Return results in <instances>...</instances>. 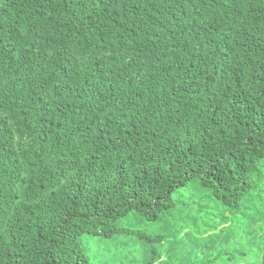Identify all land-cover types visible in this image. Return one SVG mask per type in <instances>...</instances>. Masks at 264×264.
<instances>
[{
  "label": "trees",
  "instance_id": "1",
  "mask_svg": "<svg viewBox=\"0 0 264 264\" xmlns=\"http://www.w3.org/2000/svg\"><path fill=\"white\" fill-rule=\"evenodd\" d=\"M258 201L264 0H0V264H169Z\"/></svg>",
  "mask_w": 264,
  "mask_h": 264
},
{
  "label": "rangeland",
  "instance_id": "2",
  "mask_svg": "<svg viewBox=\"0 0 264 264\" xmlns=\"http://www.w3.org/2000/svg\"><path fill=\"white\" fill-rule=\"evenodd\" d=\"M210 203L212 207L204 208L205 212L200 218L194 220L190 228L187 226L183 230L189 232L175 240L174 255L168 256L169 264L171 258L173 264H261L264 253V210L261 211L263 217L259 219L252 212L254 206L250 208L248 202H244L242 211L237 215L227 206ZM259 207L264 209V204L259 202ZM223 221L225 223L222 224ZM177 232H181L180 227ZM103 240L99 247L112 250V253L123 247L114 239ZM163 246L167 250L171 244L166 242ZM128 248L132 249V244ZM88 250L92 253L94 246Z\"/></svg>",
  "mask_w": 264,
  "mask_h": 264
}]
</instances>
